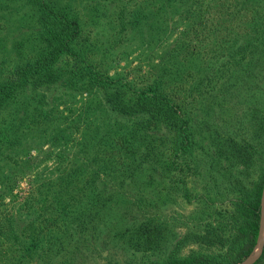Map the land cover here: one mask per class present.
<instances>
[{
  "label": "rangeland",
  "instance_id": "rangeland-1",
  "mask_svg": "<svg viewBox=\"0 0 264 264\" xmlns=\"http://www.w3.org/2000/svg\"><path fill=\"white\" fill-rule=\"evenodd\" d=\"M49 1L78 19L79 59L101 74L137 88L180 37L189 23L187 17L197 20L212 0ZM259 1L264 6V0ZM162 10L165 13L159 15ZM39 18L38 7L29 0H0V81L6 71L32 61L41 51ZM61 66L55 83L28 90L21 102L11 106L8 127H16L6 142V132L0 135V153L12 156L0 168L3 215L11 217L6 215L19 199L27 198L43 183L55 191L38 197L41 216L34 219L26 214V221L41 226L33 233L41 253H34L32 260L39 264H109L112 260L114 264H163L189 255L217 259L231 232L232 224L226 223L231 207L226 188L231 178H223L224 170L219 168L209 174L202 171L188 179L191 183H187L186 199L183 186L176 184L163 167L150 171L146 166L139 167V162H125L121 167L110 158L112 151H121L117 143L122 131L116 124L119 121L95 88L87 89L69 80L76 75L79 61L72 70H66L64 63ZM262 75L263 71L251 80L254 75L250 74L242 84L233 79L229 87L232 111L215 105L210 106L209 114H198L193 131L201 144L208 134L203 124L213 125L220 111L222 119L233 118L237 126H242H236L235 133L255 141L264 137L253 125L264 113ZM19 103L25 105L24 111ZM262 148L259 144L257 150L264 156ZM61 155L67 157L66 161L58 159ZM76 156L81 157L80 167L85 160H92V165L98 161L106 164L110 178L106 183L94 178L97 187L91 184L85 190L80 172L72 184L73 195L68 197L64 177L71 168L69 161L78 162L72 159ZM259 165L260 161L254 160L242 180L257 181ZM6 179L12 182L10 188L2 182ZM96 191L98 196L94 197ZM218 191L220 196H216ZM33 231L29 229V235ZM6 260L0 252V264Z\"/></svg>",
  "mask_w": 264,
  "mask_h": 264
},
{
  "label": "trees",
  "instance_id": "trees-1",
  "mask_svg": "<svg viewBox=\"0 0 264 264\" xmlns=\"http://www.w3.org/2000/svg\"><path fill=\"white\" fill-rule=\"evenodd\" d=\"M29 1L40 12L42 49L32 61L14 66L1 77L0 135L5 132L8 135L4 142L16 127H8L11 106L21 102L28 90L55 83L59 71L63 70L62 63L66 70H72L79 61L76 75L70 76L69 80L80 82L83 84L80 86L87 89L95 88L119 121L116 124L122 131L117 143L122 152L112 151L110 158L121 167L125 166V162L127 165L139 162V167L146 166L147 170L163 167L171 173L170 178L176 184L183 186L186 199L189 198L187 183H191L188 179L202 171L209 174L218 172L219 168L224 170L223 178H231L226 188L231 195L226 223L232 226L226 237L224 252L215 260L189 255L163 264H239L247 259L254 250L259 229L264 156L257 148L263 144L264 153V137L255 141L245 134L235 133L237 122H233V118L222 119L221 111L215 114L213 125L203 124L208 134L202 137V144L193 127L197 124L198 114H209L210 106L218 105L232 111L229 87L233 79L242 84L249 80L250 74L254 75L252 80L261 71L264 72V6L261 2L212 0L206 4L197 20L187 17V27L153 67L151 75L147 76V83L135 88L123 80L101 74L78 58L80 24L65 8L57 7L49 0ZM162 13L165 11L162 10L159 15ZM19 104L24 111L25 105ZM256 121L254 127L264 135V113ZM0 158L2 168L12 156L2 152ZM66 158L58 156L60 161H66ZM76 158L78 162L69 161L71 168L64 177L68 197L73 195L72 184L80 172L85 190L91 184L93 188L97 187L94 178L98 181L104 179L105 183L110 178H107L106 170L109 168L106 164L98 161L92 165V160H85L80 167L81 157L72 159ZM254 160L260 161L258 180H242ZM64 171L63 167L61 173ZM10 181L6 179L2 182L8 183L10 188ZM51 189L52 186L43 183L27 198L26 195L20 198V202L13 206L14 214L12 210L6 215L11 217H5L0 208V252L7 259L3 264H39L36 259L32 260L34 253L36 256L41 253L33 233L39 232L41 226L33 220L26 221V214H31L34 219L41 216L43 210L38 197L55 192ZM215 193L220 196L217 195L219 191ZM92 195L98 196V191ZM29 229L34 230L30 235ZM26 235L29 236L27 239ZM27 256L30 260L26 263ZM114 263L112 260L109 264ZM255 264H264V246Z\"/></svg>",
  "mask_w": 264,
  "mask_h": 264
},
{
  "label": "water",
  "instance_id": "water-1",
  "mask_svg": "<svg viewBox=\"0 0 264 264\" xmlns=\"http://www.w3.org/2000/svg\"><path fill=\"white\" fill-rule=\"evenodd\" d=\"M263 235H264V184L262 187L261 199H260V219H259V229H258L256 245L254 247L252 254L247 259H245L241 264H254L258 260L264 246Z\"/></svg>",
  "mask_w": 264,
  "mask_h": 264
},
{
  "label": "bare ground",
  "instance_id": "bare-ground-1",
  "mask_svg": "<svg viewBox=\"0 0 264 264\" xmlns=\"http://www.w3.org/2000/svg\"><path fill=\"white\" fill-rule=\"evenodd\" d=\"M263 237H264V235H263Z\"/></svg>",
  "mask_w": 264,
  "mask_h": 264
}]
</instances>
